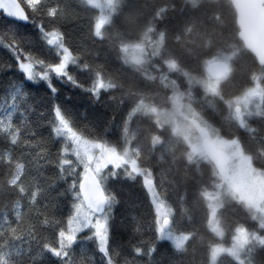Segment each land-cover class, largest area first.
Segmentation results:
<instances>
[{
  "label": "trees",
  "instance_id": "16d2710c",
  "mask_svg": "<svg viewBox=\"0 0 264 264\" xmlns=\"http://www.w3.org/2000/svg\"><path fill=\"white\" fill-rule=\"evenodd\" d=\"M49 2L65 6L67 17L62 22L69 43L82 52L91 66L87 73H78L79 79H94L95 70L102 69L104 79L114 85L106 95L114 96L115 101H104L95 107L89 97L70 86L61 85V98L66 92L72 95L66 103L82 123L103 128L109 116L115 114L114 128L122 121L127 124L129 132L123 146L139 150L141 165L151 169L155 189L171 209L169 230L186 237L184 248L177 249L163 236L164 229L162 233L150 230L156 207L150 204L140 177L135 183H116L113 186L121 199L112 239V246L119 251L118 256L113 255L117 264H210L213 247L232 245L239 227L264 236V227L246 203L226 190L222 191L217 211L223 234L213 231L208 195L219 190L222 177L210 157L193 156L184 137L152 112L153 108L169 110L175 93H182L200 125L223 139L238 138L254 167L264 173V67L239 38L237 13L231 0H114L113 13L103 27V41L91 36L92 24L101 16L98 6L81 0ZM57 22H61L59 17ZM4 24L0 20V35L8 41L11 37L4 33ZM122 45L127 49L144 46L146 60H130ZM23 46L32 47L27 40ZM32 51L45 59L51 57L38 43ZM225 55L231 56L230 72L221 80L218 92L212 93L202 81L206 65ZM256 82L262 87V111L242 129L229 102ZM85 109L87 116L82 115ZM110 139L120 144L122 137L117 131ZM3 147L0 142V150ZM5 171L0 166V182L5 179ZM10 198L0 191V206ZM135 225H141L142 231L135 232ZM161 236L163 242H157ZM139 241L145 243L141 245ZM132 245L142 247L143 254L137 255ZM150 246L154 248L151 255ZM243 258L247 264H264V243L252 238ZM96 264H101L99 258ZM216 264L245 263L222 253Z\"/></svg>",
  "mask_w": 264,
  "mask_h": 264
},
{
  "label": "snow or ice",
  "instance_id": "6c2138e0",
  "mask_svg": "<svg viewBox=\"0 0 264 264\" xmlns=\"http://www.w3.org/2000/svg\"><path fill=\"white\" fill-rule=\"evenodd\" d=\"M81 2L91 5L93 0ZM66 17L59 2L0 0L3 31L11 37L6 41L0 35V166L6 170L0 191L11 196L0 206V264H96L97 258L101 264H117L113 255L119 251L112 239L121 199L113 185L135 183L137 177L156 206L150 230L163 232L164 204L157 201L151 169L141 165L138 149L123 146L127 124L114 128L115 114L103 128L82 123L66 103L72 95L66 92L61 98L63 85L84 93L93 107L115 101L106 95L114 85L102 69L95 70L94 79H79L78 73L91 66L69 43L62 22ZM108 19L93 22L95 40H104ZM24 40L32 47L41 45L50 59L26 49ZM82 115L87 116V109ZM117 131L120 144L110 139ZM134 231L141 232V225ZM132 247L143 254L142 247ZM153 250L150 246V255Z\"/></svg>",
  "mask_w": 264,
  "mask_h": 264
},
{
  "label": "rangeland",
  "instance_id": "374dc122",
  "mask_svg": "<svg viewBox=\"0 0 264 264\" xmlns=\"http://www.w3.org/2000/svg\"><path fill=\"white\" fill-rule=\"evenodd\" d=\"M93 4L100 9L101 16L110 17L113 13L114 0H93ZM127 54L130 60L137 63H143L146 60V51L142 45L129 47ZM230 60L231 56L225 55L210 60V63L224 61L230 66ZM202 81L208 91L212 93L218 92L221 80L212 79L206 74V78L202 79ZM257 93L259 96H255ZM229 103L233 106V110L236 106L242 107V114L247 127L249 119L262 111V87L256 82L252 87L233 98ZM152 112L159 119L170 123L174 131L184 137L189 144L193 156L210 157V154L203 146L204 140L209 139L216 146L225 161L228 176L222 177L218 191L208 195L211 207L210 225L213 231L219 236L223 234L217 215L223 190L231 192L243 200L253 212V215L258 219L260 225L264 227V173L254 167L251 157L243 152L238 138L230 140L223 139L218 135L212 134V130L208 127L200 125L192 106L180 92H176L173 96L172 107L169 110L161 111L153 108ZM157 201L163 202L164 204V208L161 209L164 219L167 217L170 218L171 209L167 203L159 195H157ZM164 232L165 234L163 236L170 239L177 249L184 248L186 242L185 235L174 233L171 230H164ZM252 238L264 241V236L258 233H251L246 227H239L232 245L217 244L213 247L210 264H216L218 257L222 253H228L237 259H243V263L247 264L243 258V254L248 242Z\"/></svg>",
  "mask_w": 264,
  "mask_h": 264
},
{
  "label": "water",
  "instance_id": "95a60500",
  "mask_svg": "<svg viewBox=\"0 0 264 264\" xmlns=\"http://www.w3.org/2000/svg\"><path fill=\"white\" fill-rule=\"evenodd\" d=\"M231 2L237 13L239 38L246 49L256 57L259 65L264 67V0H231ZM229 71L230 66L224 61H214L206 67V74L215 80H223ZM255 96H259V94L257 93ZM234 110L240 127L245 129L246 121L242 114V107L236 106ZM203 146L210 154L218 174L221 177H227L226 163L216 146L209 139L204 140ZM163 225L164 230H169L171 219L165 218Z\"/></svg>",
  "mask_w": 264,
  "mask_h": 264
}]
</instances>
